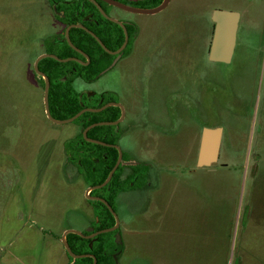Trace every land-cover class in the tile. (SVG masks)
Masks as SVG:
<instances>
[{
	"label": "rangeland",
	"instance_id": "rangeland-1",
	"mask_svg": "<svg viewBox=\"0 0 264 264\" xmlns=\"http://www.w3.org/2000/svg\"><path fill=\"white\" fill-rule=\"evenodd\" d=\"M215 8L239 12L229 63L207 57ZM110 12L137 29L131 53L77 86L113 89L108 99L156 121L148 141H134L138 133L119 141L156 174L149 190L113 202L125 222L118 264H264V0H169L155 14ZM63 28L47 0H0V264H69L61 234L86 229L95 205L64 155L63 141L79 127L46 118L32 70L43 41ZM170 117L178 139L155 133ZM203 126L223 131L210 168L196 167ZM151 198L162 210L156 220L149 208L135 216Z\"/></svg>",
	"mask_w": 264,
	"mask_h": 264
},
{
	"label": "flooded vegetation",
	"instance_id": "flooded-vegetation-1",
	"mask_svg": "<svg viewBox=\"0 0 264 264\" xmlns=\"http://www.w3.org/2000/svg\"><path fill=\"white\" fill-rule=\"evenodd\" d=\"M47 1L51 4V9H52V13L54 14V17L57 19V21L60 24H63L64 28H63V31L61 32V35L58 38L55 36V37H52L50 39L49 38L45 39L43 41L44 51L41 54H43V53L54 54L57 57L62 58V59L63 58H69V57L73 58V59H70L67 61H58L57 60L58 62H60L62 64L64 63L63 65L61 64L59 67H57V70L59 71V74L61 71H63V73L65 74L64 77L59 76L60 79L62 78L64 80L66 78H70V84L72 86L71 90L74 94L78 95L79 100L82 102L81 103L82 105L77 112H79L80 110H82L84 108L98 109V108L104 106V108H102L99 111H90V110L84 111L77 118L70 121V122H74L75 125L79 127V130L74 135L73 134L69 135L63 141L65 159L68 162V164L70 166H74L75 170L80 174L82 181L86 185L85 195H86V190L89 187L94 186V185L87 184V182L85 181L84 176L82 174V171H84V170H83V168L80 167L82 169V171H81L79 166L82 165L83 160H87V159L90 161H93L94 163H98V158H97L96 154L91 153V152H85L84 153V152H80L77 150L69 151V150H67L68 144H72V143H75L78 141L82 143V141L80 140V135L85 141H87L86 138L83 136V130L87 126H89L90 124L100 122V121H104L107 123L102 124L103 126H105V128L103 130L104 134L102 135V139H97V138H93V139H97V140H100V141L106 143L103 146L113 147L116 149L117 153H116L115 162L117 161V158L119 155V151L115 147V145L118 146L119 150L121 151V161L119 162V164L115 168V170L112 173L109 181L102 186L103 189H102L101 195L94 193V190L99 189V188H95V189H91V190L87 191L88 194L86 195L85 198L88 200L89 204L93 202L95 205L92 206V215H91V217H89V219L87 221L89 223L86 225V229L84 228L82 231H79L82 235L74 233V232H68L65 234L66 241H67V235L69 233H74V234L80 236L81 238L89 240L88 241V247H89L90 251L82 252V253H75L71 250L69 243L67 241L68 246H69L70 250L72 251V253L78 254V255H83V256H80L77 258H73L66 251V249L63 245V242H62V236L66 230L62 232L61 237H60V241L63 245L65 252L69 255V258H70L68 261L69 264H78V260H80L81 258H84V257L92 258V262L95 259V264H96L97 257L94 255V253L91 250V249H93L92 246H93V244L99 242L98 238L100 237V234L110 233L108 235V237L106 236L108 238V243H107L106 247H104L103 250L100 249V252L103 254L105 253L106 255L108 254L110 261H111V264H116V263L118 264V262H117L118 257L122 254V252L125 249V243L123 242L124 239H122V233H123L122 224H124L125 222H119V217L115 213V210L113 207V202L116 199L119 200L120 197L126 193L134 192L136 194H139V193L141 194V193H144L145 190H149V187L151 185L150 177L152 175L156 174L155 169L151 165H149L148 163H144L141 161H134L135 157L132 158L131 155L128 153L129 151H124L121 148V146L119 145V141H120V138L123 137L124 135H126V134L132 135L133 133H138V134H136V137L138 139L134 138V141H136L137 143L142 142L143 140L148 141L146 138L149 135H146V132H147L146 130H148V128H150V127H153L152 123H154L156 121L151 120L146 116H145L146 118L143 117L141 115V113L132 114L131 113V105H129V107H128V105L126 106L124 102H121L118 100L113 101V100L108 99V97H110L111 94H117V92L113 89H110V88L107 89L106 88V89H103L99 92H96L95 90H88L87 88L78 87L77 83L78 82H80V83H87L88 82L89 83V82L96 80L98 77L107 74V72L115 69L118 66V64L123 59L127 58L131 53L132 46L135 44V40L137 37V29L133 26L132 22H130L129 19L121 20L118 16L113 15V13L110 11H112V10L114 11L115 9L116 10L119 9V10L124 11V12H131V13H139V12H133L131 10H128V9H125L122 7H118V6L108 2L107 0H94V1H92V0H58V1L47 0ZM115 1H117V0H115ZM152 1H154L153 7H151V8H137V9H152V8L158 6L162 0H152ZM95 2L98 4V6L101 8V10L108 17L119 21L121 24H119L113 20H110L108 17L104 16L102 14V12L100 11V9L95 4ZM168 3H169V1H168ZM168 3H167V5H168ZM122 4H124V3H122ZM125 5L129 6L127 4H125ZM167 5L163 9H161L160 11L164 10L167 7ZM129 7H131V6H129ZM132 8H136V7H132ZM160 11H158V12H160ZM158 12H156V13H158ZM142 14H155V13H142ZM99 15L109 22L102 20V18H100ZM210 18H211V15H210ZM78 24H80L82 27L70 26V25H78ZM69 26H70V28L68 30L69 39H70V32H71L72 28H80L86 32H88L87 30L92 31L93 33H95L93 30L99 32L101 37L98 36L97 34L96 35L100 38L102 43L105 45L106 49H104L98 43L100 45V47L103 49L104 53L102 54V57L100 58V61H99L101 64V69L99 70V72L96 75L93 76L92 69L90 68V66H91L90 56L86 52H84L82 49L75 46L72 43L71 39H70V41L73 44V46L75 48L81 50L87 57L68 44V42L65 38V31H66V28ZM213 27H214V23H213ZM237 31H238V29H237ZM212 33H213V30H212ZM48 43H50L49 45L53 44L52 46L55 48L56 53L51 51V50H48V48H49V45L47 46ZM65 43L69 47H71V49L73 51H75V53L70 54L66 57H60V56H58V54H61L60 49L62 48V46H64ZM44 58H51V57H44ZM44 58H42V59H44ZM42 59H40L38 62V69L40 71H42L48 77L49 85H50V75L48 73H46L45 71L50 72L51 71V65L49 63H47V64L42 63V65H40V62ZM52 59H54V58H52ZM34 61H35V59H34ZM34 61L32 63V70H33L36 78H38L37 80L39 81V83H41L43 90H44V78L34 70V66H33ZM78 69L82 70L84 72V74H77ZM107 95H108V97H107ZM85 112H91V113L103 112L102 113L103 118H102V120L93 121L91 123L86 124L83 119L79 118ZM44 113H45V111H44ZM76 113H74L73 115H75ZM69 117H71V116H69ZM69 117H67V118H69ZM67 118H63V119H67ZM50 122H52V121H50ZM52 123H54V122H52ZM66 123H69V122H66ZM169 123H170V127L168 128V126L164 127L162 124L157 122L156 123L157 126H155V127L159 128L160 132H158V131L155 132L154 129H152L150 131L155 132L156 134L160 135V137H166L168 139H173V138L177 137L176 139H178L179 130L177 128H175V126L172 125V118L171 117L169 118ZM54 124H57V123H54ZM61 124H64V123H61ZM96 126H100V125H95V126L89 128L86 132V135L90 129H92ZM203 127H205V126H203ZM203 127H201V130ZM181 128H182V130L184 129V125L182 123H181ZM222 134H223V131H222ZM181 136H182V139H184V132L183 131H182ZM200 136H201V132H200ZM87 137H89V136L87 135ZM90 138H92V137H90ZM87 142H90V141H87ZM199 142H200V139H199ZM91 143H93V142H91ZM95 144H97V143H95ZM99 145H102V144H99ZM102 157L104 159V163H105L106 167H108L109 161L112 157V153L109 152L108 150H105L102 153ZM196 159H197V157H196ZM115 162H114V164H115ZM114 164L109 168L107 176H108L110 170L112 169V167L114 166ZM196 167H197V165H196ZM118 168H119V170L116 171ZM197 168H202V167H197ZM207 168H210V167H207ZM107 176H106V178H107ZM98 184H100V183H98ZM95 185H97V184H95ZM87 196H92L93 198H89ZM94 197L103 198L108 203V205L111 207L112 211L107 207V205L103 201L96 199ZM96 201L103 203L104 207L112 215L113 222L111 225L104 227V228H99L97 226V224L100 223V218L96 214L97 208L101 209V212H103V213L104 212L106 213V211L104 210L103 206L98 204ZM120 201H121V199H120ZM147 203H148L147 200L143 201V205L141 204L142 209L139 212H137L135 214V216L138 214L144 213L146 211V209L149 208V211L151 213L150 218H152V221L156 220V215L158 214V212L161 213V211H162L160 209L159 202L157 200H153L151 198V199H149V205H147ZM152 209H153V211H152ZM112 212L115 214V216L118 220L117 227L113 230H109V231H105V232H98L102 229L109 228L115 224V216L113 215ZM107 218H108V215L106 213V216H104V219H107ZM142 229H143V227H142ZM150 229L153 230L152 227H150ZM72 230H75V229H72ZM76 231H78V230H76ZM92 262H91V264H92Z\"/></svg>",
	"mask_w": 264,
	"mask_h": 264
},
{
	"label": "trees",
	"instance_id": "trees-1",
	"mask_svg": "<svg viewBox=\"0 0 264 264\" xmlns=\"http://www.w3.org/2000/svg\"><path fill=\"white\" fill-rule=\"evenodd\" d=\"M100 18H102V20L107 21L101 16ZM93 31L95 32V34L100 36L98 31H95V30ZM70 39L75 46L82 49L84 52H86L90 56L91 58L90 68L92 69L93 76L96 75L101 69V64L99 61H100V58L102 57V54L104 53L103 49L100 47L98 42L88 32L80 28L71 29ZM60 51H61L60 52L61 54H58V56L60 57H66L70 54L75 53V51H73L71 47H69L66 43L64 44V46H62ZM42 63L44 64L49 63L51 65L50 72L49 71L47 72L44 70L46 73L50 75V85H49V90H48V104H49V111H50L51 116L56 119H63V118L72 116L74 113H76L80 109L82 102L79 100L78 95L72 92L70 78H66L64 80L62 78L61 79L59 78V76L64 77L65 75L63 71H61L59 74V71L57 70V67H59L62 63L52 58H44L41 60L40 65H42ZM77 74H84V72L78 69ZM102 113L103 112H99V113L85 112L79 118L83 119L85 123L88 124L93 121L102 120L103 118ZM104 128L105 126L103 125L96 126L90 129L87 135L92 138L102 139V135L104 134L103 132ZM80 140L82 141V143L78 141L72 144H68L67 150L69 151L77 150V151L84 152V153L91 152V153L96 154L98 158V163H94L93 161H90L88 159L83 160V163L81 166H79V168L81 167L85 171V172L82 171V169L80 168L87 184L95 185V184L101 183L106 178L109 168L115 162L116 153H117L116 149L113 147H106L103 145L87 142L81 137V135H80ZM105 150H108L109 152L112 153V157L109 161L108 167H106L104 163V159L102 157V153ZM118 170L119 168L116 171ZM102 189L103 187L99 189H95L94 193L101 195ZM96 202L100 204L101 206H103L104 210L106 211L108 215V218L104 219V216H106V213L101 212V209L97 208L96 214L100 218V223H98L97 226L99 228H104V227L111 225L113 222L112 215L104 207L103 203L99 201H96ZM109 234L110 233L100 234V237L98 238L99 242L93 244L92 246L93 249L91 250L94 253V255L97 257L96 264H111L108 254L106 255L105 253L103 254L100 252V249L103 250L104 247H106L108 243L107 237ZM67 241L69 243L71 250L75 253H82V252L90 251L88 247L89 240L81 238L80 236L74 233H69L67 235ZM91 262H92V258H89V257H84L78 260V264H91Z\"/></svg>",
	"mask_w": 264,
	"mask_h": 264
},
{
	"label": "water",
	"instance_id": "water-1",
	"mask_svg": "<svg viewBox=\"0 0 264 264\" xmlns=\"http://www.w3.org/2000/svg\"><path fill=\"white\" fill-rule=\"evenodd\" d=\"M92 1H94V0H92ZM107 1L118 6V7H122V8L128 9V10H131L133 12L156 13V12L160 11L161 9H163L167 5L169 0H162L158 6L152 8V9H137V8H132V7L126 6L125 4H122V3L115 1V0H107ZM95 4L100 9L102 14L104 16L108 17L101 10V8L98 6V4L96 2H95ZM108 18L110 20H113V21L121 24L119 21H117L115 19H112L110 17H108ZM211 21L214 23V27H213V33H212L211 42H210L209 50H208V60L214 61V62L229 63L232 59L235 44H236V35H237V29H238V23H239V12L235 11V10H226V9L215 8L211 11ZM70 26L82 27L80 24L70 25ZM70 26L67 27L66 31H65V38H66L68 44L70 46H72L74 49H76L77 51H79L80 53H82L83 55H85L81 50L75 48L73 46V44L71 43V41L69 39V35H68V30H69ZM87 31L98 41V43L104 49H106L105 45L102 43L100 38L95 33H93L90 30H87ZM44 57H51V58H54L58 61H67V60H70L73 58L69 57V58H63L62 59V58L57 57L54 54L43 53V54H40L34 61V64H33L34 70L44 78L43 104H44L45 115L50 121L57 123V124L66 123V122H70V121L74 120L84 111H87V110L88 111L89 110L90 111H99L102 108H104V106H102L98 109L84 108V109L80 110L79 112H77L75 115H73L67 119H55V118H53L50 114L49 104H48L49 79L42 71H40L38 69V62L40 59H42ZM106 123L107 122L100 121V122L90 124L89 126H87L83 130V136L86 138L87 141L105 145L106 143H104L100 140L87 137L86 132L89 128H91L95 125H102V124H106ZM221 139H222V127H220V126H216V127L205 126L202 128L199 147H198V153H197V159H196L197 167H210L213 163L217 162L218 157H219ZM115 147L118 149L119 155H118L117 161L115 162L114 166L110 170L107 178L102 183L89 187L86 190V195L88 194L87 191H89L91 189H95V188H100L109 181L112 173L114 172L115 168L117 167V165L121 161V151L119 150L118 146L115 145ZM87 197L93 198L92 196H87ZM94 198L103 201L107 205V207L112 211L111 207L108 205V203L103 198H100V197H94ZM113 215L115 216L114 213H113ZM117 225H118V220L115 216V224L113 226H111L109 228L102 229L98 232H105V231L113 230L117 227ZM68 232H74V233L82 235L79 231H76V230H72V229L66 230L62 236V242H63V245H64L66 251L73 258L83 256V255L74 254L70 250L68 243L65 239V234ZM92 264H95V259L93 260Z\"/></svg>",
	"mask_w": 264,
	"mask_h": 264
}]
</instances>
